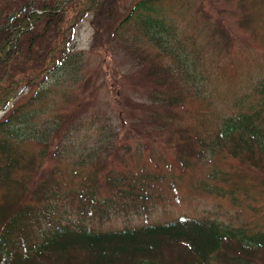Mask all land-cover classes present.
<instances>
[{
    "label": "trees",
    "instance_id": "16d2710c",
    "mask_svg": "<svg viewBox=\"0 0 264 264\" xmlns=\"http://www.w3.org/2000/svg\"><path fill=\"white\" fill-rule=\"evenodd\" d=\"M171 1L0 0V111L9 107L0 118V264H264V231L232 227L216 217L181 214L117 229L95 226L119 215L149 216L157 204L179 199L183 183L230 195L235 203L241 196L252 212L255 203L264 206L258 196L264 195V76L255 87L260 98L243 112L219 117L187 106L208 93L234 35L220 9L212 8L215 20L202 10L205 43L199 46L195 33L187 38L194 43L188 63L186 48L175 53L170 41L163 5ZM90 15L97 38L93 50L113 54L122 42L139 65L149 57L154 61L136 77L147 100L128 97L131 120L120 112L129 120L121 129L108 126L105 114L106 120L103 114L86 115L88 127L97 126L84 149L74 138L86 127L80 112L91 79L73 98L70 113L49 120L52 126L41 125L38 117L47 111L50 72L62 68L78 80L74 75L85 57L73 47V35ZM148 44L157 49L147 50ZM170 55L172 62H165ZM215 127L219 130L210 135ZM130 135L137 140L133 149L123 141ZM30 140L43 142L39 152L21 145ZM158 147L166 154L173 149L174 161L163 159V152L156 157ZM48 157L51 165L44 164ZM214 157H232L237 164L214 165L197 180L195 167ZM247 169L257 174L247 176ZM222 180L228 187L215 184Z\"/></svg>",
    "mask_w": 264,
    "mask_h": 264
},
{
    "label": "rangeland",
    "instance_id": "374dc122",
    "mask_svg": "<svg viewBox=\"0 0 264 264\" xmlns=\"http://www.w3.org/2000/svg\"><path fill=\"white\" fill-rule=\"evenodd\" d=\"M179 3H181L179 0H174L170 3L165 2L163 6L166 10V20L172 27L173 36L170 41L176 46L174 52L179 53L181 51V53H184L182 48L185 47L184 51L188 53L185 54L188 56V63H191L194 58L192 53L194 43L188 42L187 38L195 33V41L198 45L202 46L205 43V35L200 31V27L204 23V19L201 17L202 10L205 15H211V18L215 20L218 14L212 8L216 6L220 9L224 26L230 34L234 35V42L226 57V63L221 64L215 71L216 75L212 78V84L209 85L208 93H206L207 96H204V93L203 95L199 94L201 100L197 103L189 101L187 106L193 109L199 106L208 111V115L211 111H214L217 113L214 116L219 115V117L243 112L246 106L260 98V93L255 87L264 76V0H186V4L181 5ZM91 18V15L87 16L78 25L72 42L75 50L83 51L85 57L84 61L78 63L80 68L78 75H74L78 77V80L75 81L72 75L66 72L67 70L60 67L57 71L50 72L51 76L47 79L45 88L50 89L48 98L51 100L45 102L47 111L40 110L41 114L38 117L41 125L47 123L48 126H52L49 120L58 119L61 113H70V110L76 105L73 98L83 94L84 90L82 88L91 79L92 81L85 91L88 103L82 109L83 112H80L86 121V127L81 128V135L76 134L74 138L78 148L84 147V149L91 145L87 142V136L94 134L97 126L91 125L92 128L88 127L86 115L91 118L95 114L99 116L103 114L105 119V114L108 126L111 125L114 128L121 129V124L129 120L125 121L118 114L122 112L124 116L128 115L126 119H130L128 97L136 100H147L146 97L141 95L143 87L141 91L138 89L140 87L136 82V77H141L140 69L142 67H148L154 61V58L148 56V61L142 60L139 65L137 63L138 58L132 57L130 55L131 50H125V44L122 42L116 44L114 47L115 53L113 54H108L104 49L93 50L97 38L94 36ZM177 40L181 43L180 45ZM100 45L101 43L96 48H99ZM143 46L151 52L157 49L154 44ZM208 55L209 52L206 57ZM165 59V62H172L171 55ZM204 60H206L205 57ZM64 80L65 82H63ZM240 99L243 102L241 104H239ZM187 111L194 122L193 117L190 115L191 111ZM3 116L4 114L1 111L0 118ZM209 119L210 116L206 118L203 124L208 122ZM144 126L150 125L145 123ZM218 130L219 127L211 128L210 135H214ZM93 136L96 137V134ZM123 141H126L132 149L137 142L136 136L132 135L129 139L124 138ZM55 143L56 141L53 142L54 148L56 147ZM23 144L24 147L28 148L30 146L36 152H39L44 145L43 142H36L35 140H30L27 143L23 141L21 145ZM171 150L175 153L173 149ZM51 151H53L52 148H50ZM173 153L166 154L162 148L158 147L155 156L159 157L162 154L163 159L174 161L175 155ZM52 162L53 159L48 157L44 164L51 165ZM234 164H237V161L232 157L226 160L216 157L213 161L210 160L208 163H200L196 166L194 177L200 181L209 173L210 168H214V165L229 169ZM243 165L238 163V168H242ZM255 174H257L255 171L245 170L247 176ZM249 181H251L249 178L245 179L243 184L245 185ZM215 184L219 186L224 184V187H228L224 180ZM179 192L181 194L179 199L157 204L150 210L149 216L137 215L136 213H130L127 216L119 215L106 223L96 222L95 226L103 227L105 230L117 229L129 224L131 226L138 225L146 221H166L181 216V214H186L195 217H216L220 222L232 227L242 226L250 231H264V206L262 202L255 203L254 210L256 211L252 212L248 208L247 200L241 196L238 197L239 199L235 203L229 197L230 195L210 194L203 191L202 188L187 183L181 185ZM258 196L264 203V195L259 194Z\"/></svg>",
    "mask_w": 264,
    "mask_h": 264
}]
</instances>
